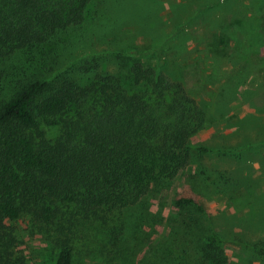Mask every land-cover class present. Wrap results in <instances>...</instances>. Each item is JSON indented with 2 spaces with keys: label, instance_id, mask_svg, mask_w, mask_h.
Wrapping results in <instances>:
<instances>
[{
  "label": "trees",
  "instance_id": "trees-1",
  "mask_svg": "<svg viewBox=\"0 0 264 264\" xmlns=\"http://www.w3.org/2000/svg\"><path fill=\"white\" fill-rule=\"evenodd\" d=\"M93 2L0 0V264H29L14 254L10 222L28 218L56 249L53 264H72L78 224L137 203L183 171L195 151L242 149L192 143L206 111L163 60L145 63L131 49L126 77L100 70L96 57L59 68L100 15L91 16ZM235 25L237 40L259 36L252 22V37ZM23 65L42 71L15 79L10 68ZM174 203L209 214L192 190ZM209 231L197 251L202 264H227L224 241ZM248 246L264 256V240Z\"/></svg>",
  "mask_w": 264,
  "mask_h": 264
},
{
  "label": "rangeland",
  "instance_id": "rangeland-1",
  "mask_svg": "<svg viewBox=\"0 0 264 264\" xmlns=\"http://www.w3.org/2000/svg\"><path fill=\"white\" fill-rule=\"evenodd\" d=\"M91 9L98 19L81 29L79 49L60 58L59 68L96 57L100 70L126 77L131 49L145 63L163 60L206 111L192 143L242 149L195 151L183 171L137 203L78 224L72 264H202L197 251L209 227L224 241L227 264H264L248 246L264 240V0H94ZM251 22L259 34L254 43L237 40L242 28L235 23L252 37ZM39 71L27 65L9 70L15 79ZM189 190L206 199L208 215L175 205V195ZM9 224L15 256L54 263L56 249L28 218Z\"/></svg>",
  "mask_w": 264,
  "mask_h": 264
}]
</instances>
